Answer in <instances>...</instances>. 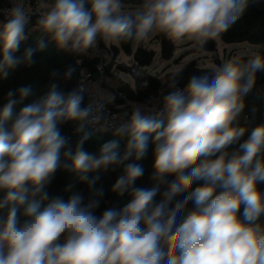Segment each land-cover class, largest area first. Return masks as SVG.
<instances>
[{"label":"clouds","instance_id":"obj_1","mask_svg":"<svg viewBox=\"0 0 264 264\" xmlns=\"http://www.w3.org/2000/svg\"><path fill=\"white\" fill-rule=\"evenodd\" d=\"M36 3L40 11L32 31L50 36L60 49L84 52L98 35L106 44L144 39L154 31L172 40L216 37L236 23L249 0H141L135 8H126L124 0ZM12 4L0 24L3 76L31 63L36 51L27 48L22 56L15 55L27 39L33 12L23 0ZM262 71V55L230 61L211 78L193 76L183 89L165 95L156 117L134 106L130 118L114 131L116 137H128L123 155L118 139L105 142L98 154L85 150L90 136L86 124L89 118L99 123L102 111L93 115V104L82 107L83 87L65 95L52 83L45 95L18 113L15 106L32 90H9L0 107V264H264V228L259 223L264 191L258 187L264 183V124L243 140L247 127L233 126L244 110L243 97ZM71 74V69L65 73ZM161 115H166V124ZM66 121L83 122L75 151L63 153L70 164L61 160L68 139L59 125ZM148 133H155L156 183L140 188L134 185L144 168L136 161L148 152ZM233 145L238 146L229 151ZM129 160L133 162L125 163ZM114 165L124 167L112 191L123 195L130 190L132 199L99 217L94 210L100 199L85 203L83 193L74 192L65 202L46 190L63 167L79 173L80 181L103 197V189H95L99 177L89 174ZM170 176L175 178L169 182ZM158 193L161 199L156 201ZM44 201L49 202L41 209Z\"/></svg>","mask_w":264,"mask_h":264},{"label":"trees","instance_id":"obj_2","mask_svg":"<svg viewBox=\"0 0 264 264\" xmlns=\"http://www.w3.org/2000/svg\"><path fill=\"white\" fill-rule=\"evenodd\" d=\"M23 2L27 3L31 7L37 6L36 0H23ZM47 2L51 4L53 0H47ZM124 2L126 8H135L140 4L141 0H124ZM5 3L6 0H0V7H2ZM5 20L6 18L0 15V21L5 22ZM36 21V17L31 19L27 29V39L21 42L19 51L15 53L16 56H22L25 49H36L32 62L21 63L15 69L10 70L6 76L0 74V107H2L5 102L4 98L9 90L18 89L21 86H29L32 90L31 95L15 106L14 113H18L24 105L32 103L45 95L52 83H56L59 90L65 95L73 90H77L81 68L86 67L91 70L94 68V60L88 58L83 52H70L66 49H60L50 36L43 34L39 30L32 31L33 27L36 26ZM218 36L226 43L246 41L252 44H260L261 48L255 55L264 56V0H249L246 10L236 23L231 25L227 31L220 33ZM156 38L160 42L161 56L166 57L167 59L171 58L173 52L172 41L163 33H157ZM97 40L100 44L104 45V42L99 35L97 36ZM40 41L46 45L43 49L38 47ZM133 42L134 40H121L116 45L111 46L110 49L114 52V54H117L118 51L121 50L127 55H132L136 64L139 66L149 65L154 57V52L151 49H146L142 45H138L135 49H133ZM203 47L207 51H214L215 42L211 38H206L203 42ZM255 55L237 56L233 61L247 62L248 59L254 57ZM224 64L219 65L222 68ZM69 69L72 70V74L71 76H66L65 73H67ZM54 71L59 73V75L55 78L51 75ZM216 72L217 71L212 68L198 66L196 60L191 59L183 64V66L178 70L166 72L163 76V81H161L158 76L147 75V85L145 87L137 86V88L133 90L129 88L126 83L121 82L114 94L116 96V91H122L125 93L129 101L138 103H145L150 95H159V101L162 102L163 97L171 92L174 87L183 89L191 77L208 75L211 78ZM262 85H264V71L256 74L253 89L243 97L245 104L244 110L233 125L247 127L248 131L245 133L242 140L247 139L248 134L253 128L264 124V89L261 88ZM84 106L85 99H83L82 104V107ZM245 115L247 116V119L244 118ZM150 116L156 117L157 114ZM158 118L164 120L165 124L167 123L166 116L161 115ZM80 123L83 122L66 121L59 125L61 134L68 139L67 146L65 149L61 150L62 163H71L70 161H66L63 153L68 148L75 151L77 143L84 134L83 132L78 131ZM84 131L90 133L87 124ZM146 135L149 137L148 152L142 160L136 161L144 168V175L138 178L134 185L135 187L140 188H152L156 183V181L152 178V166L154 162V145L152 138L155 133H148ZM113 139L119 140L118 151L121 155H123L128 142L127 136L116 137L107 133L93 135L90 133L89 139L85 141L84 148L90 153L98 154L100 147L105 142ZM237 146L238 145H233L229 151H233ZM130 162L133 161H125V163ZM123 167L124 165L109 166L107 170L101 169L97 172L89 174L99 177L96 181L95 189H103V197L95 194L90 186L82 183L79 178V173L72 171L70 168L65 169L63 167L55 173L51 183L46 186V190L50 196L60 197L65 202L74 192L83 193L85 196V203H87L88 199H100L99 207L94 210V214L99 217L105 209H120L132 199L130 190L129 192H125L123 195H119L112 191V186L116 179L122 174ZM174 178V176H170L167 179L170 182ZM258 187L264 191V183L258 184ZM166 188L167 184L162 185L160 187V192L162 193ZM186 194L187 193L181 194V196H178L177 199L182 200ZM2 197L3 193L0 192V198ZM155 199L156 201L161 199L160 193L157 194ZM48 202L49 201H44L41 204V209H43ZM188 207L191 208L192 205L189 204ZM242 211L243 206H241V213ZM3 214L6 215V210ZM179 218L180 217L178 216V219ZM259 223L262 228H264V216L261 217Z\"/></svg>","mask_w":264,"mask_h":264},{"label":"rangeland","instance_id":"obj_3","mask_svg":"<svg viewBox=\"0 0 264 264\" xmlns=\"http://www.w3.org/2000/svg\"><path fill=\"white\" fill-rule=\"evenodd\" d=\"M2 23L3 22L0 21V24ZM156 37L157 32H151L144 39L134 40L132 47H137L141 41L142 43L140 44H142L143 47L151 49L154 52L152 62L145 66L138 65V68L141 72L152 76H158L160 79H163L166 72L178 70L183 66V64L191 59L196 60L198 66L212 68L215 71H218L221 68L219 64L233 61L237 56L255 55L261 48L260 44H252L246 41L226 43L223 42L217 35L216 37H211V39L215 42V50L210 52L205 50L203 47L205 39L201 41L184 37L180 40L170 39L173 45V52L171 58L167 59L166 57L161 56L160 42ZM105 45L110 47L109 44L105 43ZM117 63L121 64L124 68H116V75L125 82L129 83L132 87H135V79L129 71L130 66L136 63L132 55H127L123 51L119 50L114 59L113 66L115 67V64Z\"/></svg>","mask_w":264,"mask_h":264},{"label":"built area","instance_id":"obj_4","mask_svg":"<svg viewBox=\"0 0 264 264\" xmlns=\"http://www.w3.org/2000/svg\"><path fill=\"white\" fill-rule=\"evenodd\" d=\"M24 6L31 10L32 16L38 18V13L40 10L38 6L31 7L24 2ZM13 7L12 0H6V3L0 7V15L6 18L7 11ZM84 54L94 60L93 70L83 67L80 70V79L78 82V89L83 87V96L85 99V106L88 104H93L94 113L93 115H99L102 111V119L99 123H92L91 118L87 123L89 132L93 134L97 133H107L114 135L115 128L121 123L126 122L131 116V108L129 107V99L126 97L125 93L122 91H116V102L109 104L103 101L98 95L99 84L105 79V69L107 64L110 62V57L112 55L110 47L102 45L96 39V43L93 47L84 51ZM129 71L133 75L135 82L140 87H145L147 85L146 76L138 68V64H133L130 66ZM264 89V85L261 86ZM159 99V95H150L146 103H152ZM247 119V116H244ZM64 237H61V243H63Z\"/></svg>","mask_w":264,"mask_h":264},{"label":"crops","instance_id":"obj_5","mask_svg":"<svg viewBox=\"0 0 264 264\" xmlns=\"http://www.w3.org/2000/svg\"><path fill=\"white\" fill-rule=\"evenodd\" d=\"M140 43H142V42L140 41L138 45H142ZM104 45H105V43H104ZM109 45L111 47V46H114L116 44H109ZM135 48H133V49H135ZM111 52H112V55L110 57V62L107 64V67L105 69V79H104V81H102L99 84L98 95L103 101L108 102L110 104H113L115 102L114 92L120 86L121 82L126 83L128 85V87L133 89V90H135L138 85L136 83L135 87H132L129 83L125 82L119 76L116 75V71H115L116 68L123 69L124 67L119 63L115 64V67L113 66L114 59H115L117 54H114V52L112 50H111ZM134 106H141L142 110L144 111V113L146 115H154V114H158V113L162 112L163 101L160 102L159 99L155 100L152 103H146V102L145 103H138V102L129 101V107L131 108V111H133ZM162 116H166V115H162Z\"/></svg>","mask_w":264,"mask_h":264},{"label":"water","instance_id":"obj_6","mask_svg":"<svg viewBox=\"0 0 264 264\" xmlns=\"http://www.w3.org/2000/svg\"><path fill=\"white\" fill-rule=\"evenodd\" d=\"M161 81H163V79ZM176 88H178V87H174L172 90H175ZM97 134H99V133H97Z\"/></svg>","mask_w":264,"mask_h":264}]
</instances>
